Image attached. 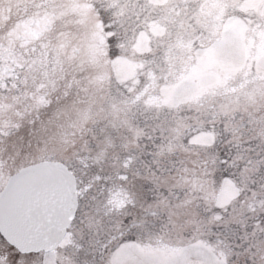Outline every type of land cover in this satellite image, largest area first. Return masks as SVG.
Listing matches in <instances>:
<instances>
[{
	"label": "snow or ice",
	"instance_id": "snow-or-ice-1",
	"mask_svg": "<svg viewBox=\"0 0 264 264\" xmlns=\"http://www.w3.org/2000/svg\"><path fill=\"white\" fill-rule=\"evenodd\" d=\"M0 264H264V0H0Z\"/></svg>",
	"mask_w": 264,
	"mask_h": 264
}]
</instances>
